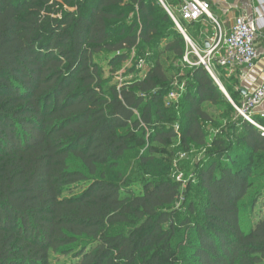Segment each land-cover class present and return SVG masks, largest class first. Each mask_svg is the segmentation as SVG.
<instances>
[{"label":"trees","instance_id":"obj_1","mask_svg":"<svg viewBox=\"0 0 264 264\" xmlns=\"http://www.w3.org/2000/svg\"><path fill=\"white\" fill-rule=\"evenodd\" d=\"M180 3L0 0V264H264V116L184 59ZM140 46L134 76L104 78ZM204 123L221 135L182 190Z\"/></svg>","mask_w":264,"mask_h":264},{"label":"built area","instance_id":"obj_2","mask_svg":"<svg viewBox=\"0 0 264 264\" xmlns=\"http://www.w3.org/2000/svg\"><path fill=\"white\" fill-rule=\"evenodd\" d=\"M177 28L183 34L186 42L190 45L191 52L198 58L200 62L210 74V76L218 83L215 67L224 69L227 73H231L239 67L250 68L254 65L258 58V52L255 45V37L259 28L257 19L249 18L245 15L234 17L230 31L222 36L220 27L216 19L210 12V5L203 0H181L179 5V15L185 21H195L202 17L211 19L216 25L218 32L211 39L209 47L200 50L195 47L190 39L185 35L180 27L178 20L169 12ZM187 54L184 59L187 60ZM173 96V94H171ZM264 102V80L253 91L246 94L239 106L235 109L244 118L254 123L251 117L252 110ZM264 114H261L263 117ZM256 124V123H254ZM257 125V124H256ZM264 130V128H262Z\"/></svg>","mask_w":264,"mask_h":264},{"label":"crops","instance_id":"obj_3","mask_svg":"<svg viewBox=\"0 0 264 264\" xmlns=\"http://www.w3.org/2000/svg\"><path fill=\"white\" fill-rule=\"evenodd\" d=\"M203 1L209 3L210 12L216 19L222 36L230 31L233 19L238 15H245L249 18L257 19L259 22V28L255 37L258 58L254 65L250 68L239 67L231 73H227L221 68L224 74L222 79L216 74L219 86L225 90L221 85V80H230L233 83L232 89L235 91L236 97L242 101L246 94L253 91L264 80V0ZM174 9L179 13V5L174 7ZM185 23V27L180 25V23L179 25L191 43L200 50L207 49L211 39L218 32L217 25L207 17H202L195 21H185ZM224 77L226 78L224 79ZM225 92L227 97L230 98L226 90ZM261 114H264V102L255 107L251 112V116L255 117H260Z\"/></svg>","mask_w":264,"mask_h":264},{"label":"rangeland","instance_id":"obj_4","mask_svg":"<svg viewBox=\"0 0 264 264\" xmlns=\"http://www.w3.org/2000/svg\"><path fill=\"white\" fill-rule=\"evenodd\" d=\"M180 24L182 25V24H184V22H182ZM186 51L188 53V57H187L186 61H188L192 64L196 63L197 61L194 59V57H196L194 55V53L191 52L190 49H189V51L188 50H186ZM144 53H152V50L149 47L140 46L137 49H134L131 52H129L127 59L124 60L119 66L114 68V72L112 75L110 73L113 70L110 69L108 62L106 60L100 61L99 63L101 65V67H103L102 73L104 75V78L106 77V79H110L109 81L112 83H114V82L121 83L123 80V77L134 76L135 73L133 71V68L136 69V67L134 65L135 59L138 58L139 55H144V56L148 55V54H144ZM107 58H109V57H107ZM142 67H143V69L140 72H142L144 69L146 70V68H147L146 65H144ZM215 72L219 76L217 71H215ZM220 78H221V76H220ZM221 85L223 86V88H225L224 87V80H221ZM219 88H220V86H219ZM179 89H182V85H180ZM171 94H173V96H171ZM176 96H177V93L175 91H172L170 93L171 98L176 97ZM227 98L229 99V102L232 103L235 107L236 105L233 102V100H231L229 97H227ZM221 110H222L221 108L219 109L218 107H211L209 105L206 107V111L209 113V115L213 119L216 120V122H220L219 117H220V111ZM224 123L225 122H223L222 125H224ZM203 125H204L205 131L207 132V141L208 142H207L206 146L198 147V146L191 144L187 151H183L180 149L178 151V154H177L178 163H176V168L173 170L172 174L170 175L172 179H175L176 181H179L181 183L182 190L184 189L185 185L192 178V174H194V172L196 171L197 166L201 165L202 162H204L208 159L207 153L212 149V147L209 146L211 144V140L213 138L221 135V133L219 134V130H220L221 126L208 124V123H204ZM174 144L178 145V141H175ZM189 196H190L189 199L192 202L198 203V201H201L200 194H198L194 191H192V193ZM182 204H183V197L181 196L179 201L175 204V206L177 208H179V207H181ZM260 207H261V204H259L258 207L256 208V210H255L256 214L259 212ZM67 258L68 257L60 258V257L55 256L53 258V264H62L61 262L64 260L66 261ZM56 259H58V261H55Z\"/></svg>","mask_w":264,"mask_h":264},{"label":"water","instance_id":"obj_5","mask_svg":"<svg viewBox=\"0 0 264 264\" xmlns=\"http://www.w3.org/2000/svg\"><path fill=\"white\" fill-rule=\"evenodd\" d=\"M217 84H218V86H219V83H217ZM220 89H221V91L223 92V94L227 97V94H226L225 90H223L221 87H220Z\"/></svg>","mask_w":264,"mask_h":264}]
</instances>
